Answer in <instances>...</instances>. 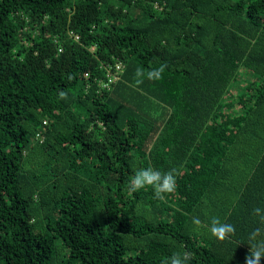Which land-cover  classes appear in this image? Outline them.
Wrapping results in <instances>:
<instances>
[{"label": "trees", "instance_id": "16d2710c", "mask_svg": "<svg viewBox=\"0 0 264 264\" xmlns=\"http://www.w3.org/2000/svg\"><path fill=\"white\" fill-rule=\"evenodd\" d=\"M147 167L165 200L130 190ZM257 207L264 0H0V264H246Z\"/></svg>", "mask_w": 264, "mask_h": 264}, {"label": "clouds", "instance_id": "9594fccd", "mask_svg": "<svg viewBox=\"0 0 264 264\" xmlns=\"http://www.w3.org/2000/svg\"><path fill=\"white\" fill-rule=\"evenodd\" d=\"M167 64L161 63L158 67L150 68L146 73L142 68H137L135 71L136 84L143 83V78L146 76L148 80H160L167 68ZM62 99H66L64 92L60 93ZM177 169L172 168L166 172L155 170L152 167L142 168L135 172L129 182L131 191L151 187L154 191V196L158 200H165L166 194H171L176 189ZM252 214L258 219L259 223L264 226V209L257 207L252 210ZM192 224L196 229L205 227L199 217L192 218ZM208 232L219 241L230 239L236 233V228L233 224L222 222L218 217H212L207 225ZM249 253L245 257L246 264H261L264 259V227L254 228L248 236ZM192 254L188 251L174 252L164 264H190Z\"/></svg>", "mask_w": 264, "mask_h": 264}, {"label": "built area", "instance_id": "2783aa9c", "mask_svg": "<svg viewBox=\"0 0 264 264\" xmlns=\"http://www.w3.org/2000/svg\"><path fill=\"white\" fill-rule=\"evenodd\" d=\"M76 38H78L76 36ZM122 71V65L117 62L113 65H110L106 68V74H105V78L101 79L100 81V85L103 88H111L112 85L119 79V75ZM36 138H38L39 140H41V136L40 133H38L36 135Z\"/></svg>", "mask_w": 264, "mask_h": 264}]
</instances>
